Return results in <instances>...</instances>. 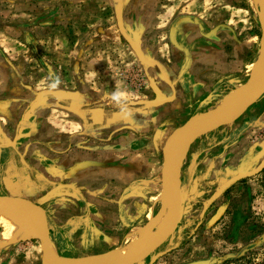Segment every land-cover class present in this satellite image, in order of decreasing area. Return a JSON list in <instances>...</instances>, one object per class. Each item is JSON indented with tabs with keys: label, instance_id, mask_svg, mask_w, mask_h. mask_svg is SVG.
<instances>
[{
	"label": "crops",
	"instance_id": "crops-1",
	"mask_svg": "<svg viewBox=\"0 0 264 264\" xmlns=\"http://www.w3.org/2000/svg\"><path fill=\"white\" fill-rule=\"evenodd\" d=\"M37 5L46 17L24 20L22 31L0 30V196L47 198L54 251L63 257L118 250L149 222L169 136L250 78L258 15L248 0H123L124 25L139 34L143 53L144 42L160 44L150 46V89L121 102L88 55L115 40L102 26L115 3L42 0L31 9ZM77 17L88 29L78 39ZM152 83L162 103L139 104L156 99ZM211 138L193 151L187 185H220L264 160V96ZM212 141L219 153L200 161ZM0 264H42L41 243L0 241Z\"/></svg>",
	"mask_w": 264,
	"mask_h": 264
},
{
	"label": "rangeland",
	"instance_id": "rangeland-1",
	"mask_svg": "<svg viewBox=\"0 0 264 264\" xmlns=\"http://www.w3.org/2000/svg\"><path fill=\"white\" fill-rule=\"evenodd\" d=\"M39 1L42 0H0V30L5 29L8 32L22 31L24 20L32 22L33 18L36 20L39 17H46L45 10H40L38 5L36 9H31L32 2L37 3ZM111 1L115 3L117 11L118 3L123 0ZM248 1L249 7L257 15L253 0ZM22 2L27 3L30 9L27 7L22 9L24 8ZM237 2L239 3L241 0H237ZM116 11L113 16L111 15L109 22L102 23V26L107 30L104 33L105 38L115 37V40H102L101 44L98 47L96 44L88 55L90 61H94L101 68L103 71L100 72L101 76L118 92L116 98L118 97L122 102L143 97L146 90L150 89L149 77L154 70L152 67L148 68V62L152 61L150 46H154L156 43L158 45L160 42H144L146 54L144 55L147 60L144 64L121 34ZM71 23L73 25L77 24V27H73L75 30V32L73 31L74 37L76 36L78 39L79 36L86 34L88 29L85 26L87 23L85 17H77ZM81 25L83 26L82 28H80ZM94 29V27H91V31H94ZM130 34L134 37L138 33L132 31ZM85 43H87L86 40L73 41V45L76 47H81ZM91 53H93L92 56ZM97 53L99 54L98 56ZM257 53L259 55L260 45ZM231 93H233L232 89H223L219 94V98L209 109L220 108L225 98ZM109 102H112V100H109ZM213 132L196 140L186 152L179 173L181 179V201L185 208L183 219L178 229L152 255L136 264H189L199 260H212V264H223L224 260L237 258H242L243 260L232 264H264V170L258 175L241 180L222 191H220V188L225 182L220 185L204 184L193 187L192 185H187L188 181L184 178V169L186 165L192 162L193 151L201 142L205 140L207 142V138L212 139L211 135ZM227 141L229 142L228 144H231L232 138L227 139ZM207 147L206 150L201 149L198 152L200 161L213 159L219 153V150H215L217 148L214 146L213 141ZM256 167L242 169L253 170ZM238 173L234 174L233 177ZM160 179L154 200L151 202L153 210L149 222L146 220L145 222L147 223L138 228L156 223L169 213L166 211L164 214L166 202H163L162 198L164 197L162 194V174ZM156 227L157 225H155ZM137 229L125 240L122 248L128 247L134 241L137 237ZM8 232V227L0 224V241H2L3 234ZM38 238L37 240L40 242ZM57 255L62 256L60 254ZM82 256L75 255L74 257ZM153 258H155L154 261H152Z\"/></svg>",
	"mask_w": 264,
	"mask_h": 264
},
{
	"label": "water",
	"instance_id": "water-1",
	"mask_svg": "<svg viewBox=\"0 0 264 264\" xmlns=\"http://www.w3.org/2000/svg\"><path fill=\"white\" fill-rule=\"evenodd\" d=\"M258 19L262 29V38L260 44V53L264 45V0H253ZM123 1H120L117 6L116 18L118 22V27L123 35V37L130 44L131 48L137 54L139 59L145 64L147 62L145 55L141 48V40L138 34L132 37V34L127 30L123 21L122 14ZM259 53V55H260ZM150 64V62H148ZM152 89L156 94V99L148 101H140L139 104H149L150 106H157L162 103L164 97L160 89L154 84H151ZM245 87L242 94L245 101L243 103L238 102L233 106H229L224 114H219L215 111L219 109L217 107L214 110H208L203 112L206 116L199 120L188 132L184 133L183 129H179L173 133L167 139L162 153H163V168H162V182H163V192L164 195L163 202H166V211L169 212L170 216V227L168 231L160 235L159 238L149 247L141 250L140 252L132 255L126 256L117 254V250L107 251L100 254L88 255L82 257H63L59 255H50V245L53 243V230L50 224V218L47 211L43 207V204L47 201V198L36 204L30 200H26L19 197H7L0 196V206L4 203H17L20 207L25 209L27 216L30 219L32 225L38 233L39 240L42 246V264H136L140 261L145 260L147 257L152 255L161 245H163L178 229L180 223L182 222L184 215V204L179 201L178 196H174V193L170 187L169 183V165L170 162L182 151L189 150L191 145L201 138L202 136L211 133L223 126L232 124L240 119L247 110L255 105L264 96V69L260 77L251 81V77L237 90L241 87ZM264 170V160L253 170L241 169L237 175L226 181L220 188V191L225 188L249 177L258 175ZM165 205V203H164ZM163 214V215H164ZM153 258L152 261H154ZM189 264H212V260H199Z\"/></svg>",
	"mask_w": 264,
	"mask_h": 264
},
{
	"label": "bare ground",
	"instance_id": "bare-ground-1",
	"mask_svg": "<svg viewBox=\"0 0 264 264\" xmlns=\"http://www.w3.org/2000/svg\"><path fill=\"white\" fill-rule=\"evenodd\" d=\"M264 69V45L263 49L259 55L258 60L254 63L251 81L257 80ZM245 87H241L239 90H232L233 93L229 94L223 101L221 107L215 111L219 114H224L229 106H233L238 102L243 103L242 94ZM206 115L200 113L189 120L186 125L182 127L184 133L188 132L199 120L204 118ZM186 156V150H182L171 162L169 165V183L170 187L174 193V196H178L179 201L181 202V179H180V169L183 165L184 159ZM25 209L19 206L17 203H4L0 206V224L6 225L9 232L3 234L2 244H11L22 240H28L32 238H38V233L32 225L30 219L27 216ZM155 225L157 227L155 228ZM170 227V216L169 213L165 217L161 218L156 223H151L145 227L138 228L136 230L137 237L134 241L125 248H119L116 253L126 256H132L141 250L151 246L160 235L165 234ZM55 245L51 243L50 245V255H57V251H54ZM55 252V253H54Z\"/></svg>",
	"mask_w": 264,
	"mask_h": 264
},
{
	"label": "trees",
	"instance_id": "trees-1",
	"mask_svg": "<svg viewBox=\"0 0 264 264\" xmlns=\"http://www.w3.org/2000/svg\"><path fill=\"white\" fill-rule=\"evenodd\" d=\"M243 260L242 258H237V259H229V260H224L223 264H232V263H238V261Z\"/></svg>",
	"mask_w": 264,
	"mask_h": 264
}]
</instances>
